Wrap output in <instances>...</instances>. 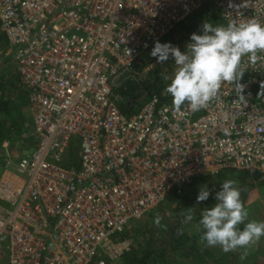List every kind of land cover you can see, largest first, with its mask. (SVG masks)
<instances>
[{
    "label": "built area",
    "instance_id": "1",
    "mask_svg": "<svg viewBox=\"0 0 264 264\" xmlns=\"http://www.w3.org/2000/svg\"><path fill=\"white\" fill-rule=\"evenodd\" d=\"M206 1L224 26L264 23V0ZM202 4L0 0V69H16L36 138L16 173L0 161V264L114 263L132 249L129 225L197 179L264 181V53L242 58L243 101L223 83L195 113L154 94L130 116L119 108L121 78Z\"/></svg>",
    "mask_w": 264,
    "mask_h": 264
},
{
    "label": "rangeland",
    "instance_id": "2",
    "mask_svg": "<svg viewBox=\"0 0 264 264\" xmlns=\"http://www.w3.org/2000/svg\"><path fill=\"white\" fill-rule=\"evenodd\" d=\"M205 20L207 19L205 14H203L202 4L193 15L180 24L160 43H171L173 46L179 47L183 52L187 43L190 42V36L193 33L199 34L200 26ZM0 42L1 50L5 51L8 42L6 35L2 31H0ZM152 49L139 59L129 75L121 78V82L124 85L127 81L136 79L142 84L141 93L145 97L150 95V87L160 88L165 97V88L170 81L164 80L163 76H171L175 65L171 59L164 64L157 63L156 58L150 55ZM1 83L5 87L3 94H1L2 97H10L16 100L15 103L22 106L23 112L30 115L26 100L22 101L19 99L23 89L16 69L9 63H4L0 69ZM142 101L144 100L141 99L140 102ZM31 119L29 120L28 118V121L26 120L22 135L18 139L0 143V161L4 167L3 171L8 170L10 174L16 173L15 165L18 161L35 148L36 138ZM79 151L78 144L74 143L68 156L74 159ZM62 165L66 167L65 164ZM221 174V178L219 174L217 176H207L205 178L202 177L203 179H197L193 184L194 188L206 185L210 191L216 193L220 190V185L225 180H234L236 181V186L240 189L241 200L249 212L248 219L263 220L264 192H259L254 194V196L252 192L261 186L264 187V181L259 180V177H252L242 171L232 170ZM178 196H183L178 212H174L177 205L170 197L148 215L133 221L129 225L121 236L122 239L129 238L133 241V246L129 253L134 252L142 255L152 250L153 254L150 259V261L152 260V264H264L262 239L250 244L252 247H255V243L259 245L256 244L260 252L255 254L244 252V248L224 252L219 246L208 247L202 243L200 238L203 229L199 225V220L203 209L201 203L199 205L196 203L197 195H189L188 193L186 196L184 194ZM252 196L253 201L250 202ZM259 202H262V204ZM189 215H191V219L188 218ZM157 219H159V224L155 222ZM240 227L242 228L243 225H240ZM242 256L243 259L241 258ZM121 263L122 260L109 264Z\"/></svg>",
    "mask_w": 264,
    "mask_h": 264
},
{
    "label": "clouds",
    "instance_id": "3",
    "mask_svg": "<svg viewBox=\"0 0 264 264\" xmlns=\"http://www.w3.org/2000/svg\"><path fill=\"white\" fill-rule=\"evenodd\" d=\"M258 53H264V23L249 18L240 22L230 21L226 26L205 20L199 34L190 36L183 52L171 43L156 41L150 55L159 64L169 59L173 61V74L163 76L164 80L170 81L165 92L172 97L176 108L186 105L195 113L216 97L223 83L234 85L239 94L233 103L243 101L244 85L240 83L244 75L242 58L247 56L255 62ZM224 119H227V114ZM210 196L215 203L203 208L199 220L203 229L200 239L206 246H219L222 251L229 252L237 248L246 249L264 236V221L248 219L249 212L241 200L236 181L225 180L214 195L206 185L201 186L196 203L208 201ZM188 218L191 219V215ZM155 222L159 224V219Z\"/></svg>",
    "mask_w": 264,
    "mask_h": 264
},
{
    "label": "trees",
    "instance_id": "4",
    "mask_svg": "<svg viewBox=\"0 0 264 264\" xmlns=\"http://www.w3.org/2000/svg\"><path fill=\"white\" fill-rule=\"evenodd\" d=\"M203 1V14H205L206 19L209 22H212L214 25L219 24L223 25V22L220 17V13L218 10H216L210 3H208L206 0ZM141 83H139L136 79H132L130 81H127L122 88L119 89L118 94L120 95L121 102L119 104V108L121 112L127 116H130L134 113H136L138 110V107H141L145 102H140V100L144 97L142 95V87ZM4 84H0V143H3L5 141H10L13 139H18L23 132V129L25 127L26 120L28 121L31 119V115H27L23 112L22 106H19L16 102V100L11 99L10 97L5 98L2 97L1 94L4 92ZM150 95H157L160 98L161 102H172V97L166 93L165 97L162 94V91L160 88L150 87ZM20 100H26L27 103V94L23 91L22 94L19 96ZM137 107V108H136ZM27 115V116H26ZM30 116V117H28ZM32 120V119H31ZM222 174L219 175L221 178ZM205 178V177H204ZM203 179V178H202ZM208 180V179H204ZM203 180V181H204ZM195 183V182H194ZM194 183L189 185L183 192V194L186 196L198 195L200 187L194 188ZM212 192V191H211ZM213 195L215 192H212ZM173 202L177 205V208L174 210V212H178L181 206V200L183 199V196H178L176 194H173L171 196ZM215 201L213 199V196L209 197L208 201L201 202L202 209L204 207H211L212 204H214ZM153 252L152 250L147 251L146 253H143L142 255L137 253H129L126 254L120 261L122 260L121 264H152L151 256Z\"/></svg>",
    "mask_w": 264,
    "mask_h": 264
},
{
    "label": "crops",
    "instance_id": "5",
    "mask_svg": "<svg viewBox=\"0 0 264 264\" xmlns=\"http://www.w3.org/2000/svg\"><path fill=\"white\" fill-rule=\"evenodd\" d=\"M230 171H232V170H230ZM226 172V171H225ZM246 173V172H245ZM248 174V173H247ZM250 175V174H249ZM250 176H252V177H257V176H255V175H250ZM259 179V178H258ZM259 192H264V187L263 186H261V187H259L258 189H255V190H253V196H254V194H257V193H259ZM253 196L251 197V200H250V202H252L253 201ZM264 202V201H263ZM260 204H262V202H259ZM250 204H252V203H250ZM264 220V219H263ZM263 220H261V221H263ZM262 239V245H263V247H262V254H264V236H262L259 240H261ZM259 240H257V242L259 241ZM257 243H255L254 244V246L255 247H252V246H248L246 249L244 248V252H248V253H251V254H255V253H259L260 251H258V249L259 248H257V245H256ZM261 245V246H262ZM259 246V245H258Z\"/></svg>",
    "mask_w": 264,
    "mask_h": 264
}]
</instances>
